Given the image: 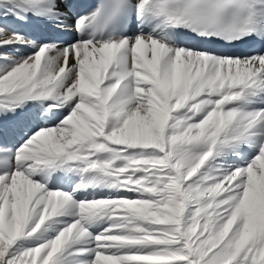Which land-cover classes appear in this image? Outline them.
I'll use <instances>...</instances> for the list:
<instances>
[{"label": "snow or ice", "instance_id": "1", "mask_svg": "<svg viewBox=\"0 0 264 264\" xmlns=\"http://www.w3.org/2000/svg\"><path fill=\"white\" fill-rule=\"evenodd\" d=\"M0 264H264V0H0Z\"/></svg>", "mask_w": 264, "mask_h": 264}]
</instances>
